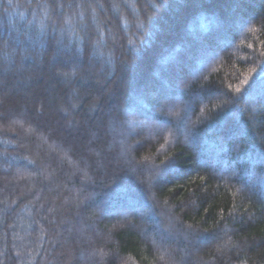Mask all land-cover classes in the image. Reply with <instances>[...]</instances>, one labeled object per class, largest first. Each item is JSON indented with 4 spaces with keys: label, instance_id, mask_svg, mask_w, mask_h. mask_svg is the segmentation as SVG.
I'll list each match as a JSON object with an SVG mask.
<instances>
[{
    "label": "trees",
    "instance_id": "trees-1",
    "mask_svg": "<svg viewBox=\"0 0 264 264\" xmlns=\"http://www.w3.org/2000/svg\"><path fill=\"white\" fill-rule=\"evenodd\" d=\"M235 2L0 0L2 85L55 73L0 105V264H264V4Z\"/></svg>",
    "mask_w": 264,
    "mask_h": 264
},
{
    "label": "rangeland",
    "instance_id": "rangeland-1",
    "mask_svg": "<svg viewBox=\"0 0 264 264\" xmlns=\"http://www.w3.org/2000/svg\"><path fill=\"white\" fill-rule=\"evenodd\" d=\"M236 0H226V6L224 7H228V9L232 8L233 7V4L236 3L235 2ZM257 3L259 4H264V0H257ZM229 4V5H228ZM171 13H168V20H167V27L170 26V25H174V24H177L178 23V18H179V15L175 14V8H171ZM187 36V34H184L183 37ZM220 38L221 36L219 35L215 41V45L218 46L222 43V41L220 42ZM193 54V55H191ZM205 53H204V50L202 49H198V50H195L194 53L191 52L189 53V58H186V66L184 67H187L188 69H193L194 66L196 65L195 62H196V59L204 56ZM188 56V55H187ZM177 69H178V66L176 65ZM181 67V65L179 66ZM183 68V66L181 67ZM21 69V68H20ZM22 75V76H21ZM19 74L16 79L14 78L11 82H9L10 84L8 85H5L3 86V82H4V79L0 78V105L2 102L4 101H8V102H11L13 103V101L17 100L16 97L20 96L19 99L21 100L23 97L21 94H25L26 95V98L28 97L29 95V89L27 87V79L30 78V80L32 79V81L34 80H39V82L44 83V85L46 86L47 89L51 88V86H49V84H45L46 83V80L49 79L51 76H55V73H52L50 72L49 70H47L45 73H40V72H37V74H35L34 76H31V74L29 72H26L25 74ZM19 77V78H18ZM88 81L89 83H91L92 86H95L97 85L98 83V80L97 79H94L93 77H91L90 75L88 76ZM44 78H46L45 80H43ZM154 80V79H153ZM29 81V80H28ZM82 82H84V80L81 79ZM160 81L158 80H154L153 81V84L155 85L154 88H152L153 90H155V96L156 97H159L160 98V101L161 103H164L165 105L169 104L170 101L173 100V95L172 93L170 92V89H168L167 87L165 89H163L159 83ZM8 83V82H7ZM180 84V83H179ZM153 85V86H154ZM152 86V87H153ZM45 88V90H47ZM17 89H19L20 91L19 92H15L17 91ZM32 89H36V86L35 87H32ZM145 89H149L148 87H145V85H143V83L141 82H138L137 83V90H139L141 93L143 92V90ZM16 93V94H15ZM21 93V94H20ZM105 94H107V98L110 99L112 96L110 94L112 93H109V90L108 91H104ZM145 93V92H144ZM15 94V96H14ZM24 95V96H25ZM91 97V98H95L96 97L94 96V93H93V89H89L87 91H78V97L77 98H74V102L76 105H79L81 103V100L84 99L85 97ZM51 101V100H49ZM68 102V101H67ZM68 104L72 107V104L68 102ZM46 106L48 107L49 109V112H50V116H53L56 114V112L59 111V109L56 107V106H52V104H50V102L46 104ZM90 109H85L86 110V114L88 116H90V110H91V107H89ZM4 111V110H3ZM99 171H100V174L102 173L103 175V170L102 168L99 166ZM106 174V173H105ZM104 174V175H105ZM128 205V204H127ZM122 208H125V206H121L119 209H117V215H120L122 212L124 211H127L129 210L128 207H127V210H123ZM132 210H135L132 209ZM159 258V262H167V261H164L165 259H162L160 257ZM166 264V263H165Z\"/></svg>",
    "mask_w": 264,
    "mask_h": 264
}]
</instances>
